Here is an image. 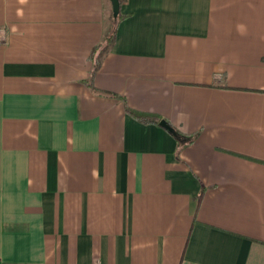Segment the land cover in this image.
<instances>
[{
    "label": "crops",
    "instance_id": "0c3cea01",
    "mask_svg": "<svg viewBox=\"0 0 264 264\" xmlns=\"http://www.w3.org/2000/svg\"><path fill=\"white\" fill-rule=\"evenodd\" d=\"M110 13L0 0V264H264V0H124L90 80Z\"/></svg>",
    "mask_w": 264,
    "mask_h": 264
},
{
    "label": "trees",
    "instance_id": "16d2710c",
    "mask_svg": "<svg viewBox=\"0 0 264 264\" xmlns=\"http://www.w3.org/2000/svg\"><path fill=\"white\" fill-rule=\"evenodd\" d=\"M120 5L124 2V0H119ZM126 17V15L121 14L119 12V14L117 15L116 18H114L112 16V10L110 13V19L112 21L111 23V28L108 30V33L105 37V39L103 40V42L99 43V45L93 47V49L91 50V53L89 55V59L91 61L92 64V68L90 71V80L92 79V76L94 75V73L96 72L99 64H100V59L103 56L104 53H106L110 46L112 45V43L115 40V36H116V29H117V25L118 23L124 19ZM88 83V80H87ZM90 85V84H89ZM91 86V85H90ZM116 96V95H114ZM119 97V96H116ZM124 111L130 115L132 118H134L135 120L144 123V124H158L159 123V116L154 114V113H150V112H143V111H139L136 110L134 108L129 107L126 103H124ZM175 138L179 141V145H181V143H183V137L182 135H180L179 133L176 132ZM201 195H199L198 197H200Z\"/></svg>",
    "mask_w": 264,
    "mask_h": 264
},
{
    "label": "water",
    "instance_id": "95a60500",
    "mask_svg": "<svg viewBox=\"0 0 264 264\" xmlns=\"http://www.w3.org/2000/svg\"><path fill=\"white\" fill-rule=\"evenodd\" d=\"M110 5H111V10H112V16L114 18L117 17V15L120 12V2L119 0H109ZM159 124L165 128L167 131H169V133L176 135V131L174 130V128L172 126H170L167 122H165L164 120H160Z\"/></svg>",
    "mask_w": 264,
    "mask_h": 264
}]
</instances>
